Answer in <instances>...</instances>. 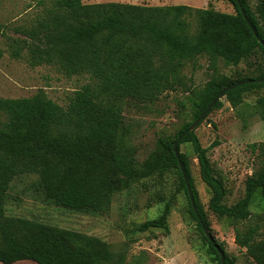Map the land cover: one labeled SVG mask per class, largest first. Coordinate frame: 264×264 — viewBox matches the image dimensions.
Returning <instances> with one entry per match:
<instances>
[{
	"label": "trees",
	"instance_id": "obj_1",
	"mask_svg": "<svg viewBox=\"0 0 264 264\" xmlns=\"http://www.w3.org/2000/svg\"><path fill=\"white\" fill-rule=\"evenodd\" d=\"M233 13L186 5L147 6L125 3L82 4L80 0H55L45 8L35 26L24 31L26 40H12L10 55L28 50L31 65L48 63L65 75L88 74L93 84L75 90L65 107L47 99L41 91L28 98H0V264L31 261L34 264H124L108 245L92 236L5 214L10 183L15 177L36 176V189L43 201L79 213L104 214L112 196L142 178L174 169L187 199V213L195 222L200 241L211 262L220 264L214 244L224 254V264H235L215 242L209 222L198 202L186 153L189 145L198 163L200 178L210 192L209 209L233 222L249 220V206L259 194L264 200V166L244 182V196L234 205H223V186L213 177L207 149L195 129L212 110L232 108L251 92H260L254 102L264 119V0H239L258 39L246 24L235 0H223ZM41 3V2H39ZM214 65L252 64V75L235 79L211 76L202 87L190 90L185 122L171 136L157 139L154 149L138 163L130 144L122 106L127 99L146 102L182 85L184 66L198 57ZM252 61V62H251ZM251 79L219 98L204 119L177 143L195 207L213 243L204 235L191 207L185 184L172 151V144L230 85ZM171 203L161 213L136 227L138 232L168 230ZM256 226L237 232L234 243L245 248L255 264H264V238L255 240ZM138 264V263H133ZM141 264V263H140Z\"/></svg>",
	"mask_w": 264,
	"mask_h": 264
},
{
	"label": "rangeland",
	"instance_id": "obj_2",
	"mask_svg": "<svg viewBox=\"0 0 264 264\" xmlns=\"http://www.w3.org/2000/svg\"><path fill=\"white\" fill-rule=\"evenodd\" d=\"M80 1L82 4L186 5L197 9L210 6L219 12L234 11L232 5L223 0ZM54 2L0 0V98H28L41 91L47 99L65 107L75 90L94 83L88 74L67 76L52 64L31 65L27 49L21 50L16 58L10 55L12 40L25 39L28 44L29 38L24 31L35 26L42 11L53 6ZM249 62L232 66L217 60L212 65L201 56L184 66L181 73L183 83L175 90L165 91L152 102L127 99L122 106V115L128 140L135 148L136 161L141 163L148 156L158 138L173 135L182 124L190 121L186 112L190 90L202 87L214 75H226L232 79L252 75ZM259 95L257 91L246 94L243 103L235 109L222 97L221 108L212 110L195 129L200 145L207 149L211 174L223 186L221 203L227 207L244 196L245 179L264 166V119L254 108ZM180 151L187 154L193 187L215 242L222 244L225 255L234 259L235 264H255L246 249L233 241L237 232H242L249 225L257 228L255 240L264 238V200L259 194L254 196L249 206V220L233 222L226 217H217L209 209L210 192L200 178L198 163L190 146L181 144ZM36 181L35 175L12 180L4 205L7 216L35 220L100 239L108 245L115 259L122 257L124 264H217L210 261L195 222L187 213V199L174 169L160 176L142 178L114 194L109 210L101 215L74 212L44 202L36 189ZM167 201L172 206L168 230L138 232L136 227L156 218ZM28 262L34 264L31 261L13 264Z\"/></svg>",
	"mask_w": 264,
	"mask_h": 264
},
{
	"label": "water",
	"instance_id": "obj_3",
	"mask_svg": "<svg viewBox=\"0 0 264 264\" xmlns=\"http://www.w3.org/2000/svg\"><path fill=\"white\" fill-rule=\"evenodd\" d=\"M235 1H236V3L238 4V7H239V9H240V12H241V14H242L244 20L246 21V24H247L248 27L250 28V30H251V32L253 33V35L258 39L257 34H256L254 28L252 27L250 21L247 19V17H246V15H245L244 11L242 10V7H241V4H240V1H239V0H235ZM258 40H259V39H258ZM259 42H260V44H261V45L263 46V48H264V44H263L260 40H259ZM252 81H253V80H251V79H247V80L239 81V82H236V83L230 85L229 87L225 88L224 90H222V91L219 93V95H218L217 97H215V98L211 101V103L207 106V108L204 110V112H203V113H202V114H201L196 120H194V121L189 125V127H188V128H187V129H186V130H185V131H184V132H183V133H182V134L176 139V141L172 144V151H173V153H174V155H175V157H176V159H177V161H178V167H179V170H180V172H181V175H182V178H183V181H184V184H185V188H186V191H187V194H188V198H189V201H190L191 207H192V209H193V211H194V213H195V215H196V217H197V219H198V221H199V224H200V226H201V229H202L204 235L206 236V238L208 239V241H209L210 243L212 242V244H214V243H213V238H212V236H211L209 230L204 226V224H203V222H202L200 216H199L198 213H197V209H196V207H195V201H194V198H193V193H192V191H191V189H190V186H189V183H188V180H187V177H186V174H185V171H184L183 165H182V163H181V161H180V159H179V157H178L177 143H178V141L181 139V137H183V136H184L185 134H187V133L192 132V131L197 127V125H198V124L204 119V117L206 116V114L211 110V108L213 107V105H215V102H216L219 98H221L227 90H230V89H232V88H234V87H237V86H239V85H241V84H247V83H250V82H252ZM255 81H257V82H263V81H264V78H259V79H256ZM214 248L217 250V252H218V254H219L220 264H224V254H223V252H222V251L219 249V247H218L217 245H215V244H214Z\"/></svg>",
	"mask_w": 264,
	"mask_h": 264
},
{
	"label": "crops",
	"instance_id": "obj_4",
	"mask_svg": "<svg viewBox=\"0 0 264 264\" xmlns=\"http://www.w3.org/2000/svg\"><path fill=\"white\" fill-rule=\"evenodd\" d=\"M20 264H30V263L28 262V263H20Z\"/></svg>",
	"mask_w": 264,
	"mask_h": 264
}]
</instances>
